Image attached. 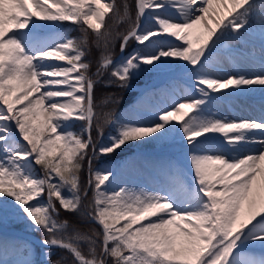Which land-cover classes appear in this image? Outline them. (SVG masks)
<instances>
[{
  "label": "snow or ice",
  "instance_id": "obj_1",
  "mask_svg": "<svg viewBox=\"0 0 264 264\" xmlns=\"http://www.w3.org/2000/svg\"><path fill=\"white\" fill-rule=\"evenodd\" d=\"M135 8L133 21L127 0L123 16L116 0H0V198H11L46 235L41 243L48 260L59 248L73 264H264V258L245 255L252 243L264 247V117L232 121L217 111L223 101L253 91L251 86H264V57L258 75L210 70L232 33L252 27L255 0H135ZM106 17L127 20L128 31L113 37ZM36 21H70L84 35L79 41L46 37ZM89 30L104 50L95 80L85 59ZM261 36L264 44V0ZM115 38L122 53L130 41L142 48L115 62ZM177 59L190 66V90L198 95L157 110L146 124L109 117L105 123L116 124V131L97 149L91 135L94 92L103 71L112 67L117 86L130 88L133 77L167 71ZM76 121L85 123L81 132L72 130ZM96 128L103 138L99 123ZM253 130H260L259 137L250 135ZM212 134H222L220 144ZM177 135L187 149L191 182L176 168L162 190H111L115 173L92 169L94 160L127 143L166 142ZM249 144L259 148L239 155ZM85 160L90 205L83 204ZM61 210L98 224L100 231L84 232L60 220Z\"/></svg>",
  "mask_w": 264,
  "mask_h": 264
},
{
  "label": "rangeland",
  "instance_id": "obj_2",
  "mask_svg": "<svg viewBox=\"0 0 264 264\" xmlns=\"http://www.w3.org/2000/svg\"><path fill=\"white\" fill-rule=\"evenodd\" d=\"M132 3H134L135 6V0H129V4L132 5ZM120 12L121 16H123V5L120 7ZM131 14L132 20L134 21L136 12ZM109 15L111 17V14ZM256 16L257 15L250 17V22H253ZM109 19L110 18L106 17V22H108ZM112 19L114 29H117L119 26L124 25V23H127L126 25H129V22L127 20L120 21L115 17H113ZM36 23L41 25L40 33L43 36L51 38H56L61 34L70 37V30H72L73 27L72 22L70 21H36ZM141 23H143V21ZM88 42L91 43L89 40H87V49L89 47ZM95 46L97 47L96 43ZM140 48H142V46L138 45L135 41L129 42V45L125 50L126 52L116 57V61H114L119 62L122 57H126L134 50ZM100 51H104L103 47H101ZM239 54L241 56H245V53H242V51H239ZM85 59L87 61V56L85 57ZM48 63L65 65V62L62 61H49ZM185 64V61H180L177 59L172 61L171 67L180 70L181 67H183ZM236 66L237 64L234 67ZM98 68L92 71V66L90 64L88 74L94 80L97 79L96 73ZM111 72L112 67L108 68L106 71H103V75L99 78L101 81L99 82V84L101 83L109 85L107 82L111 81V84L117 83L118 85L119 82L111 76ZM163 74L164 71H144L140 73L139 76L133 77V79L131 80V87L128 89L130 91H133L136 96L132 98L130 104L128 103L126 107L123 106L119 109L118 107L122 104H120L119 102L117 104H114L112 101H110V99H107L101 105H97V101H94L97 118L94 120L92 138L97 149H99L101 145L108 144L109 136L114 134L116 131V124L105 123V120L109 117L112 121L144 124L145 118L142 114V105L137 104L140 98V92L138 90H135L133 85H149L152 82L158 80ZM190 85L191 83L189 82V86ZM179 86L180 85L178 80H176L175 78H171L170 81L166 83L165 91L170 92L171 89H173L174 87L179 88ZM189 90L190 87L188 89V92ZM160 95L164 96L163 93H160ZM150 100L153 101L152 96H150ZM96 123H99L100 126L103 128V138H101L99 132L97 131V128L95 127ZM84 127L85 123L83 121H76L74 122L72 130L75 132H81ZM93 133H96L97 136H93ZM16 139L19 141L20 137L17 135ZM129 146L132 147L131 150L133 151L129 150L130 153L122 155L121 153L127 151ZM186 153L187 149L179 135H177L174 140L166 142H156L152 140V138H146L145 140L136 141L134 143H127L121 149H118L115 153L111 155L99 157L98 159L93 161L92 169L107 168L111 169L115 173V180L112 183L111 190H116L120 187H127L130 189L139 190L147 186V183H150L153 178L157 180H168L169 174L163 176L161 171L165 168L171 169L172 167H174L175 160L184 158V155ZM89 155H91V152H89ZM85 161L87 163V178L81 176L82 191L86 189L88 191V195H91L92 197V190L88 187L89 165L87 160ZM33 168L37 175L42 174L39 166L33 165ZM192 180L193 178L191 179V181ZM65 194H67V192H65ZM56 206L58 208L60 207L58 202ZM60 215L59 219L62 220V217ZM3 224H5L8 229H21L23 231L30 232L34 236H38L39 238H46V235L42 231L37 230L31 224V222L26 218L25 214L19 210V207L9 197L0 198V225ZM58 249L59 248L53 249L52 251L55 252ZM84 250L85 253H87L86 246ZM46 251H48V249H46L44 246H40L37 243H32L28 239H19L17 237L7 236L5 235V233H0V264H53V262H51L45 257Z\"/></svg>",
  "mask_w": 264,
  "mask_h": 264
},
{
  "label": "bare ground",
  "instance_id": "obj_3",
  "mask_svg": "<svg viewBox=\"0 0 264 264\" xmlns=\"http://www.w3.org/2000/svg\"><path fill=\"white\" fill-rule=\"evenodd\" d=\"M256 9L254 13L251 15H257L261 12L260 9L262 7V0H255ZM172 16L175 17V11H172ZM241 29L240 33H232V37L225 42V45L222 46L218 52L212 58V64L210 65L211 71H216V69H223V72L228 75H246L253 76L260 74L261 71V58L264 57V45H256L253 47V53L250 56H241L239 54V48L237 43L240 42V38L244 36L242 34ZM261 30V28H259ZM177 43H180L177 41ZM260 53L262 56L258 55ZM237 64V68L234 67ZM236 68V69H235ZM240 71L239 73H236ZM191 72L190 66L186 64L181 67L180 70L174 69L172 67L169 70L164 71V74L155 82H152L149 85H138L136 88L139 89L141 93V99L138 104L142 105V114L144 116V124L149 123L154 120L155 113L159 109L170 108L172 107L178 100L183 101L191 98L192 96H196L198 94L192 92L189 89V79ZM171 78H175L179 82V88L174 87L170 92L165 91L166 83L170 81ZM253 91L248 92L247 94L240 97H232L229 98L217 106L218 114L221 117L227 119L229 118V114L233 112H237L238 109L242 108L247 113L249 112L250 117L254 120H259L264 117V86L253 85L251 86ZM163 93L164 96L160 95ZM150 96H152L153 101L150 100ZM162 99H161V97ZM160 97V99H159ZM234 119V117L232 118ZM260 130H253L250 135H256L259 137ZM218 139L214 141V143L219 144L222 141V134H212ZM259 148L258 144H249L247 145L239 155H246L249 151H253ZM229 157L237 155V153H226ZM179 168L183 171L184 176L186 177L188 182H191L193 178L189 160L187 157V153L184 155V158L175 160V165L171 169H163L162 175H166L172 172L173 169ZM162 177V176H161ZM168 180L162 179L157 180L154 179L147 183V186L142 188L146 191H155L162 190L166 186ZM6 233L12 237H18L21 239H28L32 243H37L41 246H44L41 241L43 239L38 236H34L32 233L27 231H22L18 229L10 230L7 229L6 225H0V233ZM245 255L249 258L260 259L264 258V247H261L260 242L252 243L248 246L245 251Z\"/></svg>",
  "mask_w": 264,
  "mask_h": 264
},
{
  "label": "trees",
  "instance_id": "obj_4",
  "mask_svg": "<svg viewBox=\"0 0 264 264\" xmlns=\"http://www.w3.org/2000/svg\"><path fill=\"white\" fill-rule=\"evenodd\" d=\"M127 2L129 3V0H127ZM124 3V0H116V4L118 6H122ZM131 9L133 12H135V6L134 3H132L131 5ZM110 16V15H109ZM127 23H124V25L119 26L117 29H114L113 26V19H109L108 22H106V25L108 27V30H110L113 34V37H116L117 33L120 34H124L128 31L129 29V25H126ZM83 32L81 30V27H76V30H73V32L71 33V36L73 39H76L77 41H79L81 38H83ZM87 40H89L91 43H89V47H88V53H89V59L88 62H90L92 69L94 70L95 68H97L99 66V60L101 58V47L98 48L95 46V36L94 34L91 32V30H89L88 35H87ZM120 43L121 40L120 38H115L112 42V44L110 45V51L112 53V56L115 57V55H117L120 52ZM122 89L120 87H115V86H110L107 87L106 85H98L95 88V99H99L103 96H106V94H117L118 96L121 97L120 91ZM124 97V96H123ZM86 161L83 162V169L81 172V176L84 178H87V171H86ZM62 216H64L65 219L69 220L70 222H72L73 225H75L76 227H78L80 230L84 231V232H89L90 230H95V231H100V227L94 223H86L85 220H82L80 218V216H78L75 213H69V212H62ZM63 255L64 259L62 261L66 262L68 264H73V259L71 257V255H68L65 251H58L57 254H55L52 259L53 261H58L61 260L59 259L60 256Z\"/></svg>",
  "mask_w": 264,
  "mask_h": 264
}]
</instances>
